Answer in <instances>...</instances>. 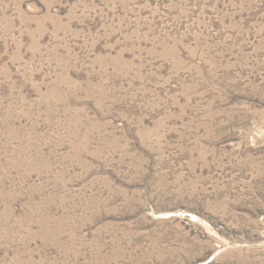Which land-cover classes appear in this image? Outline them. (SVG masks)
I'll return each instance as SVG.
<instances>
[{
  "label": "rangeland",
  "instance_id": "rangeland-1",
  "mask_svg": "<svg viewBox=\"0 0 264 264\" xmlns=\"http://www.w3.org/2000/svg\"><path fill=\"white\" fill-rule=\"evenodd\" d=\"M0 264H264V0H0Z\"/></svg>",
  "mask_w": 264,
  "mask_h": 264
},
{
  "label": "bare ground",
  "instance_id": "bare-ground-1",
  "mask_svg": "<svg viewBox=\"0 0 264 264\" xmlns=\"http://www.w3.org/2000/svg\"><path fill=\"white\" fill-rule=\"evenodd\" d=\"M9 164V163H8ZM8 209V208H7ZM10 224V223H9Z\"/></svg>",
  "mask_w": 264,
  "mask_h": 264
}]
</instances>
